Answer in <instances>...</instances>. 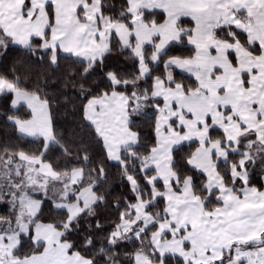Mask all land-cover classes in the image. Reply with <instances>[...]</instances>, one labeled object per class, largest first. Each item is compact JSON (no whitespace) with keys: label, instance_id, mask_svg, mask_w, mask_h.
<instances>
[{"label":"snow or ice","instance_id":"6c2138e0","mask_svg":"<svg viewBox=\"0 0 264 264\" xmlns=\"http://www.w3.org/2000/svg\"><path fill=\"white\" fill-rule=\"evenodd\" d=\"M116 45L137 62L131 77L105 68ZM13 46L79 65L83 120L130 196L97 248L104 163L63 141L50 101L15 70L0 73V95L28 109L7 120L39 142L0 148V264H264V186L252 182L257 166L264 179V0H0V57ZM136 117L153 121L150 146Z\"/></svg>","mask_w":264,"mask_h":264},{"label":"trees","instance_id":"16d2710c","mask_svg":"<svg viewBox=\"0 0 264 264\" xmlns=\"http://www.w3.org/2000/svg\"><path fill=\"white\" fill-rule=\"evenodd\" d=\"M110 6L119 9L125 0H105ZM187 54L179 47L172 48L169 55ZM167 57H165L166 59ZM106 70H117L126 77H131L138 71L137 62L134 61L128 52H121L119 46L114 47L113 52L105 60ZM79 69V65H73L71 61L61 60L58 67H51L47 61L37 60L25 54L24 50L18 46H13L7 53L6 57H0V73H12L21 79V86L28 90L39 91L40 94L50 101V107L53 114L54 124L59 136L73 150L77 148H86L91 160L94 164L104 163L107 172V183L103 186V191L111 193L109 197V206L101 207L97 219L102 225L101 229H94L95 244L98 248L106 243L105 237L111 231L114 222L118 218V212L112 207L118 198L130 196L128 185L122 181L120 168L117 162L109 161L103 150L102 144L97 143L93 138L90 130L86 127L83 120L82 104L85 102L80 95V84L83 82L77 76L75 80L71 77ZM163 71L161 64L159 69L153 74L159 75ZM178 71V70H177ZM179 78V77H178ZM100 77L93 74L89 77L85 87H91L99 83ZM11 95H0V148H23L26 151H34L38 147V143H30L31 138H20L19 134L14 130L12 123L7 120L9 115H18L22 118L27 116L28 109L25 105L17 109L11 107ZM134 130L141 134V144L150 146L154 140L152 128L153 121L143 117H136ZM143 151V148L140 149ZM187 151V149H185ZM183 153H181V156ZM56 162L63 164V158L58 153L50 156ZM252 182L258 187L264 186V179H261L259 166L254 169ZM50 205L44 208L45 217L54 215L49 212ZM6 206L0 205V215H6ZM95 221H93V224ZM82 232L77 239L83 240ZM138 244V242H137ZM133 245L129 243L126 247H121L119 251L121 255L125 251L133 249ZM169 264H175V260H170Z\"/></svg>","mask_w":264,"mask_h":264},{"label":"rangeland","instance_id":"374dc122","mask_svg":"<svg viewBox=\"0 0 264 264\" xmlns=\"http://www.w3.org/2000/svg\"><path fill=\"white\" fill-rule=\"evenodd\" d=\"M22 105H23V104H21V105H18V106H17V108H19V107H20V106H22ZM17 108H15V109H17ZM114 162H115V161H114Z\"/></svg>","mask_w":264,"mask_h":264}]
</instances>
